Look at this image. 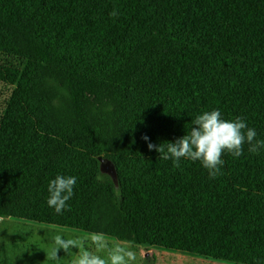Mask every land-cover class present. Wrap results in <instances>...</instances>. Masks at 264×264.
Returning <instances> with one entry per match:
<instances>
[{"label":"trees","instance_id":"obj_1","mask_svg":"<svg viewBox=\"0 0 264 264\" xmlns=\"http://www.w3.org/2000/svg\"><path fill=\"white\" fill-rule=\"evenodd\" d=\"M0 81L15 87L1 218L264 264V150L225 153L210 179L147 146L213 109L264 140V0H0ZM105 152L120 192L95 161ZM57 175L77 178L59 215L47 205Z\"/></svg>","mask_w":264,"mask_h":264},{"label":"clouds","instance_id":"obj_2","mask_svg":"<svg viewBox=\"0 0 264 264\" xmlns=\"http://www.w3.org/2000/svg\"><path fill=\"white\" fill-rule=\"evenodd\" d=\"M110 15L116 17L118 13L113 10ZM256 137V130L249 128L242 117L227 120L218 109H213L198 114L191 121L190 130L175 142L155 145L148 142L147 136L143 139L148 142L150 151L155 150L160 154L159 159L172 160L176 168L180 167L182 159L198 161L208 171L209 178L215 179L222 174L225 153L239 158L244 153L245 144L248 145V151L256 155L264 150V140H257ZM76 184L75 176L57 175L48 184V207L58 215L70 210L68 201L75 194ZM53 242V258L63 250L66 256L72 257L71 264H135L137 259L136 254L125 244L108 242L102 234L85 238H65L57 234Z\"/></svg>","mask_w":264,"mask_h":264},{"label":"rangeland","instance_id":"obj_3","mask_svg":"<svg viewBox=\"0 0 264 264\" xmlns=\"http://www.w3.org/2000/svg\"><path fill=\"white\" fill-rule=\"evenodd\" d=\"M14 92L13 85L0 81V124ZM95 161H97L96 158ZM57 234L65 238H85L94 235L26 220L2 218L0 220V264H71L72 257L66 256L63 250L55 258L52 256V250L55 247L53 237ZM103 238L108 242H120L129 247L136 254L135 264H144V254L147 251L154 253L155 264H235L152 245L144 246L138 242L121 241L107 235H103ZM73 251L76 250L73 249Z\"/></svg>","mask_w":264,"mask_h":264},{"label":"water","instance_id":"obj_4","mask_svg":"<svg viewBox=\"0 0 264 264\" xmlns=\"http://www.w3.org/2000/svg\"><path fill=\"white\" fill-rule=\"evenodd\" d=\"M97 160L99 162L101 175L110 178L113 181L117 192H120L121 191L120 176L116 164L107 155L105 156L100 155L99 157H97ZM0 220H2L1 217ZM155 262H156V257L154 253L151 251H147L144 254V264H155Z\"/></svg>","mask_w":264,"mask_h":264}]
</instances>
